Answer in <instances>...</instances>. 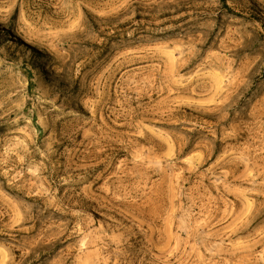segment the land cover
Segmentation results:
<instances>
[{"label":"rangeland","instance_id":"rangeland-1","mask_svg":"<svg viewBox=\"0 0 264 264\" xmlns=\"http://www.w3.org/2000/svg\"><path fill=\"white\" fill-rule=\"evenodd\" d=\"M0 264H264V0H0Z\"/></svg>","mask_w":264,"mask_h":264}]
</instances>
